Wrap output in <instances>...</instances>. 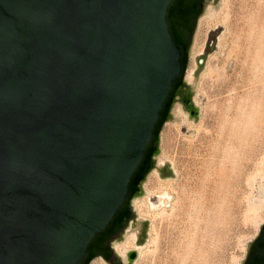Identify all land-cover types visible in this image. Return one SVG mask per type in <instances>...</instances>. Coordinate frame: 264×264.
<instances>
[{
  "label": "water",
  "instance_id": "1",
  "mask_svg": "<svg viewBox=\"0 0 264 264\" xmlns=\"http://www.w3.org/2000/svg\"><path fill=\"white\" fill-rule=\"evenodd\" d=\"M171 2L0 0V264L80 263L125 201L181 71Z\"/></svg>",
  "mask_w": 264,
  "mask_h": 264
},
{
  "label": "rangeland",
  "instance_id": "2",
  "mask_svg": "<svg viewBox=\"0 0 264 264\" xmlns=\"http://www.w3.org/2000/svg\"><path fill=\"white\" fill-rule=\"evenodd\" d=\"M263 2L218 0L207 4L199 16L209 12L225 20L207 31L197 54L192 52L197 24L193 34L183 82L198 108L197 118L190 119L182 103L174 102L170 110L173 121L162 125L160 152L153 158L155 167L145 177L155 175L156 189L150 197L154 209L143 207V215L134 210L133 202L144 198V191L130 203L135 221L148 222L146 237L138 245L133 220L128 223L122 242L134 235L135 247L120 257L122 264H126L130 251L136 253L131 264H243L246 248L264 224V101L251 135L248 167L228 185L215 183L200 193L196 186L202 164L211 158L223 131L232 123H245L249 96L248 85L243 82L250 80L244 73L249 63L245 58L250 54L245 53L253 48L250 26L257 30L264 27ZM177 107L182 111L179 117L173 114ZM167 125L171 132L167 147L161 149V135ZM164 185L169 194L161 199L157 193L165 191ZM122 242H113L115 253Z\"/></svg>",
  "mask_w": 264,
  "mask_h": 264
},
{
  "label": "bare ground",
  "instance_id": "3",
  "mask_svg": "<svg viewBox=\"0 0 264 264\" xmlns=\"http://www.w3.org/2000/svg\"><path fill=\"white\" fill-rule=\"evenodd\" d=\"M259 7H262V5ZM259 9L260 8H258V10ZM262 9L264 11V8ZM261 11L259 10V13ZM226 14L227 13H225V15ZM258 17L262 18L261 15ZM224 20L225 18H222V20L214 18L213 16H211L209 12H207L205 15L199 18L195 36H194V42H193V48H192L193 54H197L201 52L202 40L203 38H205L204 36L207 33V31H209V29L214 25L222 24ZM262 20H264V17L262 18ZM262 28L263 29L257 30L252 25L250 26L251 36L253 37L251 45L253 46V48L251 51L249 50V52L247 51L245 53V54H250L248 57L245 58L246 59L245 61L246 62L249 61V63L247 62L248 65L246 64L244 68L245 76L246 77L250 76V80L244 79V82H243L245 85H248L247 95L249 96L246 99L248 100V104L246 108L247 112L245 113L246 121L244 118L245 123L243 125H235L232 123V125L228 126L226 130L223 131L222 134L220 133L221 136L217 144L218 146L214 147V149L212 150L211 158L208 161L206 160L203 162L202 167L200 169V177L197 178L198 180L196 179L197 180L196 187L198 190L197 192L199 193L200 191L202 192L205 189V187L209 185H213L215 183H219L221 185H228L231 182V180L243 170V168L248 167L249 165L248 162L249 160H251L250 156L248 155L250 148H252L251 135H252V131H253L255 123L258 122V120H260L261 118L263 101H264L263 99V96H264V27ZM189 77L191 78L190 74H189ZM244 107H245V104H244ZM181 112H182L181 108L177 107L174 110L173 114L175 117H179L181 115ZM190 125L192 127V124ZM188 126L189 125H187L186 127ZM170 132H171L170 127L168 125L165 126L164 130L162 131V135H161V143H160L161 149H165V147H167ZM153 174H150L142 185V189L145 193V197L142 199H136L133 202V208L139 215H143L142 214L143 207L145 206L151 210L154 209V206H153L154 204L152 205L150 202V197L151 195H153L154 189H156L154 186L155 175ZM164 189H165V185H164ZM165 192H167L166 189L165 191L162 190L161 192L157 194H159L161 199L162 198L164 199L165 196L169 194V192L168 194H166ZM160 202H162V200H160ZM134 239H135L134 235L128 236L121 244L115 247L116 253H118V255H120L121 257H125L127 251L135 247ZM91 264H103V262L99 259H96V260H93Z\"/></svg>",
  "mask_w": 264,
  "mask_h": 264
},
{
  "label": "flooded vegetation",
  "instance_id": "4",
  "mask_svg": "<svg viewBox=\"0 0 264 264\" xmlns=\"http://www.w3.org/2000/svg\"><path fill=\"white\" fill-rule=\"evenodd\" d=\"M184 8L186 10L184 15H181V5L180 13L174 16L173 22H171L172 28H174V34L176 38L181 42L185 48H187L189 40L191 38L194 26L201 14L203 5L208 0H186ZM185 89V84L180 83L173 89L170 96V110L175 102V100L182 97V90ZM172 90V89H171ZM184 106H189L190 99H182ZM170 110L168 113V118L170 115ZM154 158V157H153ZM152 158V160H153ZM126 200V199H125ZM131 200L127 199L124 207L121 209L127 213V221L124 223V219L113 229L107 239L99 243L97 246L92 248L86 258L80 264H90L93 260L99 259L105 264H120L119 260L114 259L112 244L114 241L119 240L123 230L126 228L127 224L132 220L133 214L130 205ZM129 218V219H128ZM117 254V253H116ZM118 255V254H117ZM91 256V259L87 261V258ZM119 256V255H118ZM121 257V256H119ZM129 256H127L126 264H129ZM243 264H264V224L259 229L258 234L250 242L246 248L245 256L243 259Z\"/></svg>",
  "mask_w": 264,
  "mask_h": 264
},
{
  "label": "trees",
  "instance_id": "5",
  "mask_svg": "<svg viewBox=\"0 0 264 264\" xmlns=\"http://www.w3.org/2000/svg\"><path fill=\"white\" fill-rule=\"evenodd\" d=\"M186 2H187L186 0H172L171 4L169 5L168 10H167L166 22H167L168 27H169V33L172 36V39H173L175 46H177L181 51V54H180L181 71H180L179 76L174 81L173 86H172V90L170 91V93H169L167 99L165 100L163 107L159 113L158 121L156 122V124L154 126L152 138H151V140H150V142L146 148V151L144 153V157H143L142 161L140 162L139 166L137 167L136 171L134 172V174L132 175V177L129 181L128 194L126 196V200L127 199L131 200L132 198L137 197L139 195L141 183L145 179L146 175L153 168L152 158L154 156H156V154L158 153V148H157L158 145L157 144H158V139H159V132H160L162 125L168 120V113L170 110L171 93H172L173 89H175L178 84L183 83V76H184V72L186 69L187 58H188L187 54H186L188 46H187V48H185L184 45L181 42H179V40L176 38V36L174 34V28H172L171 22H173L174 16L177 13H180V7H179L180 5H181V15L185 14L186 10L184 8V5L186 4ZM126 200L122 203V205L116 211L112 220L108 223V225L105 227V229L101 233L97 234L91 240V242L89 243V245L87 247L86 255L81 260V262H83V260L86 258V256L88 255V253L90 252V250L92 248H94L99 243H101L105 239H107L110 232L113 229H115V227H117L118 225L120 226V222L122 220V217L124 219V223L127 221L126 211L122 210V212H121V209L124 207ZM90 259H91V256H89L87 258V261H89ZM80 263H78V264H80Z\"/></svg>",
  "mask_w": 264,
  "mask_h": 264
}]
</instances>
